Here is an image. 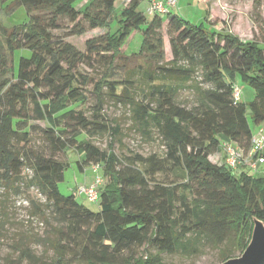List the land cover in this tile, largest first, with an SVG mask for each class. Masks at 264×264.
<instances>
[{
	"label": "trees",
	"instance_id": "1",
	"mask_svg": "<svg viewBox=\"0 0 264 264\" xmlns=\"http://www.w3.org/2000/svg\"><path fill=\"white\" fill-rule=\"evenodd\" d=\"M82 1L0 0L6 18L19 8L27 16L9 26L0 19V192L36 190L45 199V209L35 210L52 253L47 261L27 246L15 248L0 264H167L164 255L192 258L206 248L221 264L239 257L253 219L264 223V176L235 174L210 157L225 141L246 156L254 138L249 124H264V46L170 10L149 16L138 10L142 0L119 11L118 0H86L77 8ZM64 30L72 37L106 33L86 40L81 52L54 35ZM137 32L139 50L123 53ZM17 50L31 56L21 57L14 73ZM238 79L254 91L251 102L233 98ZM185 90L195 93L190 109L175 104ZM89 100L87 116L77 108ZM107 103L127 109L141 135L154 130L163 155L118 158L113 144L122 132L103 115ZM104 135L110 142L100 150L90 139ZM67 150L83 156L80 172L100 166L97 212L59 192L68 164L58 156ZM165 173L174 179H158Z\"/></svg>",
	"mask_w": 264,
	"mask_h": 264
},
{
	"label": "rangeland",
	"instance_id": "2",
	"mask_svg": "<svg viewBox=\"0 0 264 264\" xmlns=\"http://www.w3.org/2000/svg\"><path fill=\"white\" fill-rule=\"evenodd\" d=\"M130 0H118L117 10H121ZM179 1V2H178ZM176 6L170 11L184 18L190 24H201L205 22L211 24L217 32L227 30L237 36L242 42L255 41L261 46H264V0L255 3L254 0H178ZM82 1L77 8L84 4ZM148 3L142 0L138 10L145 12ZM204 6V7H203ZM117 11V12H118ZM147 14V13H146ZM0 19L5 26L23 24L27 21V16L23 8H19L11 17H5L0 14ZM168 21L164 18L162 36L164 48V60L172 59L168 37L166 34V26ZM105 30L88 31L81 37H72L66 34V30L55 32L54 35L63 38L64 41L71 43L79 51L84 52V43L90 38L105 34ZM142 42L141 32L133 34L122 52L130 55L136 53ZM31 52L29 50H17L13 54L14 73L17 71L18 61L21 57L29 58ZM87 71L86 69H84ZM88 72V71H87ZM121 78V77H119ZM236 87L240 92V101H252L254 99V91L247 85L242 84L238 79ZM243 101V102H244ZM175 104L190 109L196 104V97L193 91H180L175 97ZM77 109H83L87 116H90L92 110L91 100L79 106ZM103 115L108 120L110 126H118L122 132L120 141L117 139L113 144V152L118 158H123L130 154H138L143 157L151 154L162 156L164 153V145L158 134L152 130L150 138L141 135L137 126L133 125L130 120L128 110L121 106H114L110 103L105 104ZM43 127L44 124H41ZM256 138L260 133L264 136V124L254 126L249 124ZM82 138H85L83 135ZM35 145L38 146L40 141L35 140ZM91 143L105 150L110 142L109 136H98L90 139ZM58 159L68 164L67 169L63 174V179L58 183L59 192L63 196L75 195V200L81 205H84L93 212L98 211V202H89L87 197L79 194V188L88 187L96 179L101 178V171L94 173L90 168H86L84 172L78 170V163L83 156L78 155L72 150H67L64 154H60ZM210 161L216 165L221 164L219 155L211 156ZM172 173V172H170ZM165 173L159 175L158 179L169 182L173 180V175ZM255 176V175H254ZM105 182V181H103ZM26 194V193H25ZM15 195L11 191L0 192V221L3 222V228L0 230V263H4V259L11 255L13 249L30 248L36 255L44 254V258L51 259L52 253L47 252V247L43 243V238L48 231V227L44 223L40 215L36 213L35 206L44 208L45 199L36 191L30 190L28 196ZM31 201L33 202L30 203ZM46 217L50 215L46 211ZM5 221V222H4ZM51 223V220L48 219ZM42 224V225H41ZM163 260L167 264H221L216 250L206 248L202 253L186 258L181 255H164Z\"/></svg>",
	"mask_w": 264,
	"mask_h": 264
},
{
	"label": "built area",
	"instance_id": "3",
	"mask_svg": "<svg viewBox=\"0 0 264 264\" xmlns=\"http://www.w3.org/2000/svg\"><path fill=\"white\" fill-rule=\"evenodd\" d=\"M148 3L146 13L149 16L153 15H165L174 6H176L178 0H145ZM233 98L238 100L240 98V92L235 87L233 91ZM264 136L260 133L256 138L252 140L251 148L246 156L237 150L233 143L225 141L222 144V153L219 155L223 160L224 165L235 172L238 168H243L246 172L256 176H264V170L259 171L260 167L264 168ZM94 173H98L100 166L93 164L90 168ZM103 183L102 178L96 177V179L88 187L79 188V194L87 197L89 202H96L98 200V187Z\"/></svg>",
	"mask_w": 264,
	"mask_h": 264
},
{
	"label": "water",
	"instance_id": "4",
	"mask_svg": "<svg viewBox=\"0 0 264 264\" xmlns=\"http://www.w3.org/2000/svg\"><path fill=\"white\" fill-rule=\"evenodd\" d=\"M222 264H264V223L253 219L251 237L239 257L231 258Z\"/></svg>",
	"mask_w": 264,
	"mask_h": 264
},
{
	"label": "crops",
	"instance_id": "5",
	"mask_svg": "<svg viewBox=\"0 0 264 264\" xmlns=\"http://www.w3.org/2000/svg\"><path fill=\"white\" fill-rule=\"evenodd\" d=\"M179 2V1H178ZM204 7V6H203ZM241 100V99H240ZM244 101V100H243ZM242 101V102H243ZM244 102H251V101H244ZM221 163H223V160L221 161ZM264 170V168L263 167H260L259 168V171H263ZM241 171H245L244 169H241V168H238L237 170H236V172H235V174H238V173H240ZM253 175H255L256 176V174H253Z\"/></svg>",
	"mask_w": 264,
	"mask_h": 264
},
{
	"label": "bare ground",
	"instance_id": "6",
	"mask_svg": "<svg viewBox=\"0 0 264 264\" xmlns=\"http://www.w3.org/2000/svg\"><path fill=\"white\" fill-rule=\"evenodd\" d=\"M239 100V99H238Z\"/></svg>",
	"mask_w": 264,
	"mask_h": 264
}]
</instances>
